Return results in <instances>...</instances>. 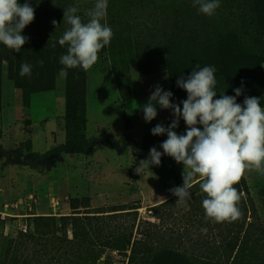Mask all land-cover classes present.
<instances>
[{"label":"trees","instance_id":"obj_1","mask_svg":"<svg viewBox=\"0 0 264 264\" xmlns=\"http://www.w3.org/2000/svg\"><path fill=\"white\" fill-rule=\"evenodd\" d=\"M227 1V3H225ZM221 0L211 21L199 22L198 7L193 0H181L167 4L162 0H123L125 11L107 8L106 22L112 29L124 27L134 32L138 43L152 47L165 43L169 53V73L173 103L187 99L185 90L177 86V80L185 79L198 64L214 66L216 80L223 78L226 85H233L247 75L262 72L264 64V0ZM34 8V21L26 26L22 35L30 37L20 53L0 43V75L2 65L7 63L8 77L18 88L27 93L53 90L63 65L59 63L67 45L61 46L59 39L70 27L63 21L64 9L75 6L77 15L87 22L86 10L95 4L77 5L74 0H28ZM25 3V0H19ZM126 12V13H127ZM124 14V15H123ZM174 14V16H173ZM175 14L177 17H175ZM180 14L188 16L180 21ZM221 18L226 29L216 23ZM56 21L54 25L52 22ZM125 21V23H123ZM104 23V21H102ZM123 27V26H122ZM147 31V32H146ZM105 46L98 54L106 52ZM237 49L235 53L230 50ZM241 51V52H240ZM196 58L191 64L172 65L175 60ZM43 60L41 66L38 61ZM33 65L32 75L20 76L21 65ZM65 121L68 129L66 143L44 154L31 153L24 165L44 172L53 167L63 155H89L96 146L113 148L117 140L103 132L88 137L87 132V71L80 67L67 70ZM215 87V91H217ZM235 96L230 90L217 91ZM245 97H236L243 105ZM264 107V106H262ZM185 122L181 118L179 129ZM125 130H131L129 119L124 117ZM123 136L121 141H126ZM136 147L135 142H124ZM5 150L0 147V153ZM240 197L237 207L241 215L232 222L215 223L205 219L202 201L206 198L199 184L191 189V199L176 203L173 198L152 208L158 223L140 220L134 234L137 218L131 228L112 225L118 215H133L137 212L120 210L86 212L91 208L88 197L71 198L72 215L67 217L34 218V231H20L11 250L7 264H105L103 255L118 252L125 255L127 264H264V231L255 223V206L251 191L243 175L234 185ZM135 210V209H134ZM107 214V215H106ZM71 227L72 238L62 235L61 222ZM168 223V224H167ZM210 235H202L203 230ZM256 233H259L257 236ZM0 264L3 259L0 253Z\"/></svg>","mask_w":264,"mask_h":264},{"label":"rangeland","instance_id":"obj_2","mask_svg":"<svg viewBox=\"0 0 264 264\" xmlns=\"http://www.w3.org/2000/svg\"><path fill=\"white\" fill-rule=\"evenodd\" d=\"M74 1L77 5L95 2V0ZM162 1L168 5L174 2L181 3V0ZM108 9L123 13L125 11V16H128L127 6L123 0H108ZM185 17L188 16L180 14V21ZM199 17L198 21L204 22L211 21L214 16L208 17L202 14ZM216 23L223 29L227 28L221 18L217 19ZM124 26L121 24V27L112 29L114 35L106 52L98 54V61L87 71L86 135L97 137L103 133L100 130L102 121H105L103 117L109 115L112 116L111 119L116 118V121L119 117L123 125L121 132L111 128L115 131L114 135L110 132L106 134L112 135L117 140V145L114 147L118 151L134 154L131 159L128 155L116 156L115 159L109 156L104 158L110 160V164L116 167L123 164V171L117 175L112 187L106 185L98 188L99 192H94L92 187L83 186L79 182V174L85 164V157L82 158L80 155L63 156L56 163L54 162L50 170L44 172L34 169L32 171L23 164L35 149L44 150L47 146L45 142L67 140L66 77L59 75L53 90L27 93L18 88L8 77L7 63H3L0 75V147L5 150L3 154L0 153V253L3 264L8 262L18 233L34 231L36 216L61 219L72 215L69 206L71 198H90L91 208L86 212L110 213L109 211L113 210H120L116 212L117 214H125L127 211L137 212L136 215H118L119 217L112 221L114 226L131 228L137 218L135 235L140 220L158 223L154 217L155 213L151 212L153 207L173 198L179 199L169 190L183 185L182 163L178 164L173 158L163 155L160 166L151 165L149 169L143 170L142 175H138L135 171L141 160L148 159L151 147L155 146L157 151L163 152L160 144L167 139V137L163 138L166 134L154 136L151 129L158 123L167 127L174 119L171 110L161 109L158 104L156 105L158 115L151 122H145L142 111L155 86L159 85L165 91L172 92V79L168 67L169 53L165 43L152 47L138 43L134 32ZM236 51L239 50L232 49L229 53ZM195 61L194 57L184 61L175 60L171 64L178 67ZM216 87L218 92L230 90L234 93V89L240 88L242 90L240 97L260 98L261 106H264V64L259 74L247 75L231 86L226 85V81L221 78ZM173 99L174 96L171 98L172 103ZM125 116L131 123L132 129L129 131L125 130ZM134 123H139L142 128L138 126L135 131ZM197 126L202 130V126ZM186 127V124L182 125L185 130ZM174 131L178 135L185 134L181 133L179 126ZM123 136H126L127 140L120 142ZM133 141L136 144L135 148L125 146L124 142ZM55 147L51 145L48 151ZM71 173H74V176L69 178L71 180L69 185L65 182ZM95 174L98 175L99 170H96ZM165 175L169 176V180L172 179L171 183L165 179ZM81 176L84 178L85 175ZM244 176L254 201L255 223L264 231V176L254 170L246 171ZM141 177L142 182L139 181ZM151 177L154 178L152 180L154 182L158 177L157 186L150 181ZM96 182L99 183L98 177L95 184ZM126 209L131 210L123 211ZM61 229L64 237L72 238L71 227L66 221L61 222ZM256 234L259 236V233ZM202 235H210V232L205 229ZM103 261L105 264L128 263L124 254L110 251L103 255Z\"/></svg>","mask_w":264,"mask_h":264},{"label":"clouds","instance_id":"obj_3","mask_svg":"<svg viewBox=\"0 0 264 264\" xmlns=\"http://www.w3.org/2000/svg\"><path fill=\"white\" fill-rule=\"evenodd\" d=\"M193 7L211 17L220 7V0H193ZM107 8L108 0H95L94 6L85 12L87 22L77 15V7L64 9L63 21L70 27L58 41L61 46L67 45V53L59 59L63 65L61 77L77 67L88 71L98 61V53L110 45L114 34L106 22ZM34 12L28 0L23 4L19 0H0V43L20 53L30 39L22 31L34 21ZM52 23L55 25L56 21ZM38 63L42 66L43 60ZM32 68L33 65L23 63L20 76L30 77ZM216 71L214 66L201 68L197 64L186 79L181 76L177 80V86L187 93V99L180 102L182 108L171 102V91L155 86L142 107L143 119L151 122L157 117V104L171 110L174 119L167 127L158 123L151 129L154 136L167 135L160 144L163 152L151 147L148 159L141 160L135 171L142 175L151 165L160 166L163 155L182 163L183 185L169 190L179 198L176 203L191 199V189L198 183L206 194L202 201L205 219L222 223L235 221L241 215L237 207L240 197L234 185L245 172L254 170L264 176V107L261 99L254 96H245L243 105L237 103L236 97L242 94L240 88L234 89L235 96L222 93L214 99ZM181 118L187 127L185 134L178 135L174 130Z\"/></svg>","mask_w":264,"mask_h":264},{"label":"crops","instance_id":"obj_4","mask_svg":"<svg viewBox=\"0 0 264 264\" xmlns=\"http://www.w3.org/2000/svg\"><path fill=\"white\" fill-rule=\"evenodd\" d=\"M107 117H108V119H107ZM107 117H103V119L105 121H102L100 130L103 132H110L111 134L114 135L115 131L111 130V128L112 129L114 128V129H116V132L120 133L122 126H123V125H121V119L118 117V120L116 121L115 120L116 118L111 119L112 116L108 115ZM117 122H118V124H117ZM138 126H140L142 128V126L139 123H134L135 131H136V128ZM166 137H167V135H164L163 138H166ZM45 143L47 146L44 150L35 149L34 151L36 153H39V154H44V153L48 152V149H50L51 145L56 146V147H57V145L63 146L66 142H49V143L45 142ZM0 144H1V142H0ZM116 145H117V143L114 146H116ZM123 152H124L123 150L118 151V149L116 147L109 148V147H106L104 145H98L94 148V150L89 155H80V156H82V158L85 157V159H84L85 164H83L82 172L79 174V182H81V184L83 186L92 187L93 190H95L94 192H99L98 188L105 187L106 185L107 186L110 185L112 187V184L115 183L117 180V178H116L117 175L121 174L123 171V169H122L123 164H121L120 167H116V166H113V164H110L111 163L110 160H107V159L105 160L104 158H106V156H109L110 158L115 159L114 157H116V156H124V155L130 156V157H128L130 159L132 157H134V154H132V153L126 154ZM63 156L67 157V156H77V155H63ZM63 156H62V158H63ZM100 157H103V159H100ZM138 166H139V164H138ZM26 167H28V166H26ZM28 168L30 170H32V168H30V167H28ZM96 170H99L98 175H96V174L94 175V172L96 173ZM73 171H74V169H73ZM150 172H152V171H149V173ZM92 173H93V175H92ZM82 174L85 175L84 178H82V176H81ZM71 176H74V173H71L70 176H68L67 182H65V183H68L69 185L71 184V182H70L71 180L69 179ZM97 177H98L99 183L96 182V184H95ZM146 177H148V176H146ZM87 178H88V180H87ZM157 179H158V177H157ZM157 179L154 182V181H152V180H154V178L151 177L150 181L154 182L157 186L158 185ZM165 179H167L170 183L172 182V179L169 180V176H167V175H165ZM89 181H90V183H89ZM139 181L140 182L143 181L142 177H141V179H139ZM35 216L36 215H34V217Z\"/></svg>","mask_w":264,"mask_h":264}]
</instances>
